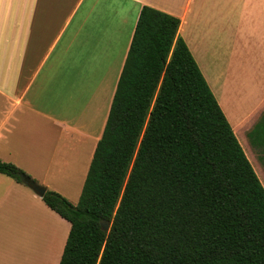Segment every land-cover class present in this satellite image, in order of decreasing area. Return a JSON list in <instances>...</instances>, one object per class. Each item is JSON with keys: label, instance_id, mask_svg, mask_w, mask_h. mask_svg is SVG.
Masks as SVG:
<instances>
[{"label": "trees", "instance_id": "obj_1", "mask_svg": "<svg viewBox=\"0 0 264 264\" xmlns=\"http://www.w3.org/2000/svg\"><path fill=\"white\" fill-rule=\"evenodd\" d=\"M180 24L142 7L78 203L46 188L71 223L60 264H264V184ZM247 137L264 152V110Z\"/></svg>", "mask_w": 264, "mask_h": 264}, {"label": "crops", "instance_id": "obj_2", "mask_svg": "<svg viewBox=\"0 0 264 264\" xmlns=\"http://www.w3.org/2000/svg\"><path fill=\"white\" fill-rule=\"evenodd\" d=\"M144 5L181 19L203 74L209 55L248 53L239 35L264 11V0H0V159L80 199ZM261 111L245 117H254L245 135ZM43 203L0 176V243L41 231ZM64 243L52 241L49 264H60ZM7 264L20 260L10 254Z\"/></svg>", "mask_w": 264, "mask_h": 264}, {"label": "rangeland", "instance_id": "obj_3", "mask_svg": "<svg viewBox=\"0 0 264 264\" xmlns=\"http://www.w3.org/2000/svg\"><path fill=\"white\" fill-rule=\"evenodd\" d=\"M248 26L246 36L243 33L239 35L242 42L240 46L245 47L242 51L248 53L232 54L230 49L224 48L218 55L207 56L210 65L202 67L232 126L240 122L236 134L264 183L261 148L253 146L244 133L254 118L252 116L245 120V117L264 110V11L257 15L256 21L248 22ZM0 176L9 182L16 181L3 173ZM70 200L77 204L79 196H72ZM45 208V216L41 215V231L30 230V233H24L27 236L20 238L19 232L13 234L11 238H14V245L11 246L0 243V264H7L10 254H14L20 264H49L54 252H50L52 241L57 245L60 240L66 242L70 228H66L62 221H68L66 218L47 205ZM67 223L70 225L69 221Z\"/></svg>", "mask_w": 264, "mask_h": 264}, {"label": "water", "instance_id": "obj_4", "mask_svg": "<svg viewBox=\"0 0 264 264\" xmlns=\"http://www.w3.org/2000/svg\"><path fill=\"white\" fill-rule=\"evenodd\" d=\"M25 182L30 186L38 195L43 196L46 192V187L40 183L33 182L29 179H25ZM109 227V222H106V228Z\"/></svg>", "mask_w": 264, "mask_h": 264}]
</instances>
